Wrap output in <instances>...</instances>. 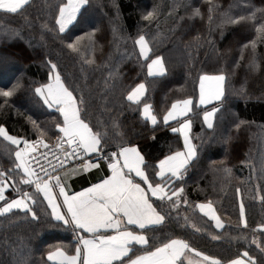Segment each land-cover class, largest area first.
Returning a JSON list of instances; mask_svg holds the SVG:
<instances>
[{
  "label": "trees",
  "instance_id": "16d2710c",
  "mask_svg": "<svg viewBox=\"0 0 264 264\" xmlns=\"http://www.w3.org/2000/svg\"><path fill=\"white\" fill-rule=\"evenodd\" d=\"M66 1L28 0L17 14L0 10V89L21 85L7 102L0 97V124L10 135L29 141L48 143L59 135L55 125L62 122L60 113L34 92L48 82L51 60L77 100L82 97L86 102L80 105L87 109L86 122L93 131L108 134L106 144L112 146L105 155L116 150L122 139L138 145L151 165L183 148L180 134L171 131L177 122L164 126L163 115L174 101L191 98L190 136L198 153L175 184L183 187L182 197L188 203L181 199L178 209L162 203L159 210L169 219L163 227L145 233L151 247L134 246L131 258L167 239L181 238L224 264L237 257L247 260L245 251L257 264H264V229H257L264 223V35L257 31L264 25V13L259 11L264 0H89L78 19L60 33L55 16L59 3ZM149 11L154 16L144 19ZM253 12L254 20L227 22ZM139 35L149 41L147 62L162 58L164 76H148L145 58L135 44ZM77 37L81 39L74 51L67 45ZM253 59L255 68L250 67ZM221 73L226 77L224 98L199 106L200 75ZM142 82L144 103L153 106L158 126L142 117L143 104L127 100L128 92ZM213 107L219 110L210 129L203 113ZM16 150L0 137V171L14 166ZM92 158L97 159V154ZM149 173L154 176L152 168ZM13 175L19 182L22 173ZM18 187L35 192L33 185L18 183ZM18 195L11 187L5 191L6 200ZM35 200L30 206L38 221L21 209L0 215V264H56L47 257L56 247L75 254L78 241L72 226L51 217L42 194ZM208 201L222 221L220 229L196 207ZM241 201L247 227L240 222Z\"/></svg>",
  "mask_w": 264,
  "mask_h": 264
},
{
  "label": "snow or ice",
  "instance_id": "6c2138e0",
  "mask_svg": "<svg viewBox=\"0 0 264 264\" xmlns=\"http://www.w3.org/2000/svg\"><path fill=\"white\" fill-rule=\"evenodd\" d=\"M88 2L89 0H67V2L59 3L55 23L60 33H64L78 19V14ZM27 3L28 0H0V10L17 14L24 10ZM154 11H149L144 19H151ZM259 11L264 13V9ZM196 14H199L198 9ZM255 18L256 13L253 12L249 17H237L235 20L229 18L227 22L238 23ZM257 31L264 35V25ZM80 39L77 37V40L69 43L67 47L77 50ZM135 44L139 47V55L145 58L148 76L153 78L164 76L166 69L160 56H155L150 63L147 62L150 59L151 49L145 36L139 35ZM48 64L50 65L48 82L36 87L34 92L44 105L49 109L55 108L63 117L62 122H57L55 125L59 133L55 149L60 155L47 153L57 161L53 164L52 161L47 160L44 153H41V158L45 159L49 165L47 168L44 167L34 155L37 145L48 149L49 146L43 139L33 142L23 137L10 135L6 127L0 124V137L12 145L19 146L21 143L24 145L23 148L18 147L14 153V166L0 171V201H5L3 206H0V215L8 214L13 209H21L25 213H31L32 218L38 221L37 213L33 211L30 204H35V196L42 194L51 208V217L56 221H62L64 225H71L73 232L77 233L75 240L78 243L74 255H68L62 247H56L55 251L47 252L49 260L61 258V264H184L183 258L189 252L201 258L199 264H224L220 259L197 252L195 248L190 247L188 241L181 238L167 239L153 250H145L143 254L131 258V254L135 251L134 246L139 245L144 249L151 247L150 238L145 233L154 231L157 227H163L169 219L159 210L162 203L167 201L176 209L181 199L185 205L188 203L187 199L182 197L183 187L177 188L175 184L182 181L198 153L190 136L191 121L187 119V113L192 110L193 100L191 98L176 100L163 115L164 126H168L169 122H178L183 119L179 127L171 128L173 133H180L183 137L182 150L172 151L150 165L146 154L142 153L138 145L125 143L121 139L115 144L116 150L105 155L108 147L112 146L106 144L108 134L93 131L84 118L86 107L83 110L80 107L86 102L82 97L78 101L73 91L69 90V86H66L57 71V65L51 60ZM250 67H256L254 59ZM225 79L222 73L200 75L199 104L208 105L212 101H222L225 95ZM20 87V83L17 82L12 88L0 89V97H4L7 102V98L12 97ZM144 99L147 97L143 82L137 84L127 94L128 101L135 102L138 106L143 104L140 112L145 121L158 126V118L153 114V106L150 103H144ZM218 110L213 107L211 111L203 113L204 123L210 129L214 126L213 118ZM236 127L239 128L240 125ZM92 153L97 154L98 162L95 164L88 161V154ZM76 159H85L86 162L81 167L64 172L61 176L60 172L69 160ZM99 161L107 164L110 174L82 191L69 194L68 186L64 181L79 171H88L93 167L100 168ZM37 167L40 169L39 173L35 170ZM149 168L154 170V176H150ZM14 173H22L19 182L16 181ZM155 178H159L161 182L154 183ZM18 183L34 185L35 192L21 191ZM10 187L19 195L14 199L6 200L5 191ZM59 197L63 198L62 202L59 201ZM261 199L264 200V197ZM196 207L215 221L217 229L223 227L211 201L197 203ZM239 213L241 224L247 227L243 201L240 203ZM187 220L188 217H185L186 222ZM257 229H264V223L259 224ZM196 231L199 229L197 228ZM213 239H219V237H213ZM243 257L247 260L237 257L228 260L227 264H257L247 251L243 252ZM188 264H193V261L188 260Z\"/></svg>",
  "mask_w": 264,
  "mask_h": 264
},
{
  "label": "crops",
  "instance_id": "0c3cea01",
  "mask_svg": "<svg viewBox=\"0 0 264 264\" xmlns=\"http://www.w3.org/2000/svg\"><path fill=\"white\" fill-rule=\"evenodd\" d=\"M67 2V1H66ZM154 59V58H153ZM151 62V61H150ZM149 62V63H150ZM207 83V82H206ZM199 84H200V81L198 83V105L199 106H203V107H206V106H209L211 104H217L219 101H212L210 104L208 105H200L199 104V94H200V90H199ZM192 107V105H191ZM192 109V108H191ZM192 111V110H191ZM192 113L189 112L187 113V119L190 120V115ZM62 117V115H61ZM62 120H63V117H62ZM191 121V120H190ZM180 123H183V119H180L177 124L175 125V127H179V124ZM191 128H192V123H191ZM191 133V131H190ZM180 134V133H179ZM181 136V134H180ZM182 138V142H183V137L181 136ZM39 146V145H37ZM184 147V145H183ZM37 148V147H36ZM183 149V148H182ZM181 149V150H182ZM88 155H96L95 153H92V154H88ZM91 162V161H90ZM97 159H93L91 163L95 164L97 163ZM99 163L101 164V167L100 168H90L88 171H79L77 172L76 174L74 175H70L64 182L66 183V185L68 186V191H69V194H72V193H75V192H79V191H82L84 188H87V187H90L93 183H97L99 182L100 179H102L105 175H108L110 174V172L108 171L107 169V164L103 161H99ZM72 168H76V167H68V168H65L63 169L61 172H60V175L63 176V173L66 172V171H70V169ZM56 193L58 194V189L55 190ZM43 196V195H42ZM62 197H59V201L62 202ZM47 202V201H46ZM48 204V203H47ZM50 208V207H49ZM51 210V208H50ZM216 214V213H215ZM210 217V216H209ZM215 222V221H214ZM71 226V225H70ZM111 234V233H109ZM141 255V254H140ZM186 258H189V259H198V260H201L200 257H197L195 255V253H191L189 252L187 254V256L184 259V263L185 264H188L186 262ZM52 263H56V264H61V258H56L54 260H50ZM227 264V263H226Z\"/></svg>",
  "mask_w": 264,
  "mask_h": 264
},
{
  "label": "built area",
  "instance_id": "2783aa9c",
  "mask_svg": "<svg viewBox=\"0 0 264 264\" xmlns=\"http://www.w3.org/2000/svg\"><path fill=\"white\" fill-rule=\"evenodd\" d=\"M56 138L57 137H55L52 142L46 143L49 146L47 150L41 145V146L36 148V152L34 153L36 158L39 160V163L41 165H43L44 167H46V168L49 167V165H48V163L46 162L45 159L41 158V153H44L47 156V160L48 161H52L53 164L57 163V161L52 159V156H48L47 155L48 152H51V153H53V154H55L57 156L60 155V153L57 152L56 149H55V145H56V142H57ZM90 160H91V156L88 155V161L90 162ZM85 162H86L85 159L69 160L68 164L63 169L68 168V167H76V168H78V167H81ZM35 170L37 171V173H39V171H40V169L38 167Z\"/></svg>",
  "mask_w": 264,
  "mask_h": 264
},
{
  "label": "rangeland",
  "instance_id": "374dc122",
  "mask_svg": "<svg viewBox=\"0 0 264 264\" xmlns=\"http://www.w3.org/2000/svg\"><path fill=\"white\" fill-rule=\"evenodd\" d=\"M38 141V140H37ZM33 142H35V141H33ZM52 142V141H51ZM46 143V142H45ZM14 146H16V145H14ZM40 146V145H39ZM17 147H19V148H23L24 147V145H23V143H21L19 146H17ZM38 147V146H37ZM91 162H92V159L90 160ZM33 187H34V185H33ZM35 188V187H34ZM16 198V197H15ZM14 199V198H13ZM188 260H192L193 261V264H199V262H200V260H198V259H189V258H186V262L188 263Z\"/></svg>",
  "mask_w": 264,
  "mask_h": 264
}]
</instances>
